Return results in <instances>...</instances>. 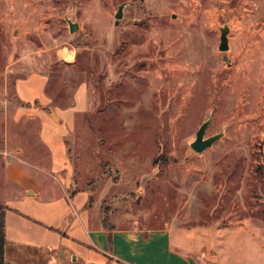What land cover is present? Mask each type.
I'll return each mask as SVG.
<instances>
[{
    "label": "rangeland",
    "instance_id": "374dc122",
    "mask_svg": "<svg viewBox=\"0 0 264 264\" xmlns=\"http://www.w3.org/2000/svg\"><path fill=\"white\" fill-rule=\"evenodd\" d=\"M37 68L85 85L72 151L101 214L209 258L264 247V0H0V102Z\"/></svg>",
    "mask_w": 264,
    "mask_h": 264
},
{
    "label": "crops",
    "instance_id": "0c3cea01",
    "mask_svg": "<svg viewBox=\"0 0 264 264\" xmlns=\"http://www.w3.org/2000/svg\"><path fill=\"white\" fill-rule=\"evenodd\" d=\"M60 90L37 68L15 78L12 97L0 102L5 264H264V247L248 241H229L209 258L187 250L173 227L119 226L101 214L100 181L89 184L72 151L88 110L85 85L65 97Z\"/></svg>",
    "mask_w": 264,
    "mask_h": 264
},
{
    "label": "water",
    "instance_id": "95a60500",
    "mask_svg": "<svg viewBox=\"0 0 264 264\" xmlns=\"http://www.w3.org/2000/svg\"><path fill=\"white\" fill-rule=\"evenodd\" d=\"M125 6H126L125 4L120 5V7H119V9L115 15L116 24H119L120 19L123 17V10H124ZM227 33H228V27L223 29L222 40H221V45H220L221 50H227L229 48ZM204 133H205V130L203 128H201L197 132L196 141L192 144V147L198 152L206 150L212 144V139H205Z\"/></svg>",
    "mask_w": 264,
    "mask_h": 264
},
{
    "label": "trees",
    "instance_id": "16d2710c",
    "mask_svg": "<svg viewBox=\"0 0 264 264\" xmlns=\"http://www.w3.org/2000/svg\"><path fill=\"white\" fill-rule=\"evenodd\" d=\"M108 217V215H107ZM107 220V218H106ZM4 244H5V234H4V214L0 209V264H5L4 260Z\"/></svg>",
    "mask_w": 264,
    "mask_h": 264
}]
</instances>
